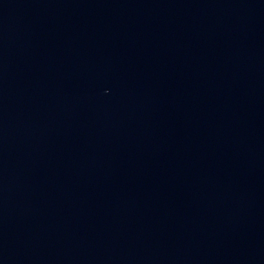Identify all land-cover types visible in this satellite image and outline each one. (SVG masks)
Wrapping results in <instances>:
<instances>
[{"label": "water", "instance_id": "1", "mask_svg": "<svg viewBox=\"0 0 264 264\" xmlns=\"http://www.w3.org/2000/svg\"><path fill=\"white\" fill-rule=\"evenodd\" d=\"M0 264H264V212L0 224Z\"/></svg>", "mask_w": 264, "mask_h": 264}]
</instances>
